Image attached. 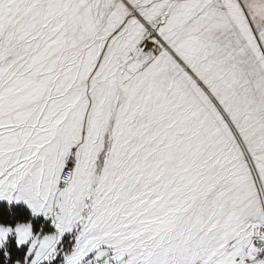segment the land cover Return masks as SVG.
Wrapping results in <instances>:
<instances>
[{
  "label": "snow or ice",
  "instance_id": "snow-or-ice-1",
  "mask_svg": "<svg viewBox=\"0 0 264 264\" xmlns=\"http://www.w3.org/2000/svg\"><path fill=\"white\" fill-rule=\"evenodd\" d=\"M0 264H264V0H0Z\"/></svg>",
  "mask_w": 264,
  "mask_h": 264
}]
</instances>
